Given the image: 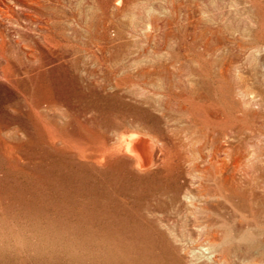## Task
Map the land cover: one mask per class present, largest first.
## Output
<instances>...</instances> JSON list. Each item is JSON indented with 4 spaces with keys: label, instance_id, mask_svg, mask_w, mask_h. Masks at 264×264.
I'll use <instances>...</instances> for the list:
<instances>
[{
    "label": "rangeland",
    "instance_id": "obj_1",
    "mask_svg": "<svg viewBox=\"0 0 264 264\" xmlns=\"http://www.w3.org/2000/svg\"><path fill=\"white\" fill-rule=\"evenodd\" d=\"M23 2L0 0V264H264V0H34L42 13ZM198 57L213 73L235 63L262 89L246 131L256 198L195 195L194 207L187 163L156 175L100 156L132 131L176 141ZM200 84L233 108L217 78ZM23 113L36 127L22 130Z\"/></svg>",
    "mask_w": 264,
    "mask_h": 264
},
{
    "label": "bare ground",
    "instance_id": "obj_2",
    "mask_svg": "<svg viewBox=\"0 0 264 264\" xmlns=\"http://www.w3.org/2000/svg\"><path fill=\"white\" fill-rule=\"evenodd\" d=\"M23 3L27 7L39 9V6L36 5L38 3L35 4L34 0H25ZM114 3L120 7L124 5L125 0H114ZM53 6L58 7L55 3ZM43 7L42 4V9ZM42 9L37 12L42 13ZM88 10L91 11L90 7H87ZM83 11H85L84 8ZM25 14L31 20L40 18L39 14H35V11H27ZM111 21L113 24L112 18L108 23ZM39 27L49 30L47 25H39ZM50 33L46 32V37H49ZM61 39L58 40L55 47L61 48L64 45ZM16 42L25 46L22 39H16ZM50 51L53 52L51 49ZM215 53L217 52L215 51ZM213 54L214 48H211L208 42L202 56L208 60ZM195 60L198 61L197 67L188 72L189 76L183 77L188 81L193 91L183 95V100L186 102L182 107L185 117L180 116V120H178L181 123L176 132V141H173L172 144L167 141L161 146L157 136L132 131L123 134L118 144L104 149L100 156L105 157L108 154L129 156L134 160L133 167L137 168L139 172H154L156 175L168 172L179 162L180 164L187 163L189 165L187 174L198 188L194 194L189 189L184 194V199L194 207L197 206L194 203L195 195H199L205 200L210 199L215 204L222 200L232 203L235 196L256 198L259 193L253 187V181L258 179V183L261 182L263 171L256 163L258 154L250 152L246 148L248 142L246 131L253 129V119L260 112L255 108V105L262 103V89L251 82L245 70L235 63L224 62L213 73L212 66L205 65L206 63L199 57ZM32 66L36 67L35 64ZM42 66L43 64H40L39 67ZM202 77L217 78L226 85L225 103L228 104L232 101L233 108L221 106L214 101L215 99L209 95L207 87L200 84ZM196 108L206 111L208 115L206 123L195 117L192 111ZM24 114H22L24 117L21 122L22 130L27 131L31 123L36 127L35 121H30V116L26 118ZM34 114L39 116L38 112H34ZM176 167L174 166V168ZM177 170L179 171V168ZM255 172L258 174L257 177ZM182 177L183 175L180 178ZM106 210L108 209L105 208L102 211L104 215ZM141 221H146V219L141 218ZM141 224L143 223L141 222ZM216 260L221 262L225 260V256L223 259Z\"/></svg>",
    "mask_w": 264,
    "mask_h": 264
}]
</instances>
